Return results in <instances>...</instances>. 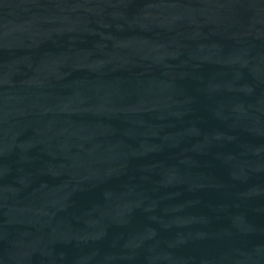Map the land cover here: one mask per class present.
Masks as SVG:
<instances>
[{"label":"water","instance_id":"obj_1","mask_svg":"<svg viewBox=\"0 0 264 264\" xmlns=\"http://www.w3.org/2000/svg\"><path fill=\"white\" fill-rule=\"evenodd\" d=\"M0 264H264V0H0Z\"/></svg>","mask_w":264,"mask_h":264}]
</instances>
